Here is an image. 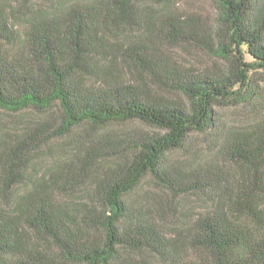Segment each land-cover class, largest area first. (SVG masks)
<instances>
[{
	"label": "trees",
	"instance_id": "trees-1",
	"mask_svg": "<svg viewBox=\"0 0 264 264\" xmlns=\"http://www.w3.org/2000/svg\"><path fill=\"white\" fill-rule=\"evenodd\" d=\"M141 1L0 0V110L18 117L0 123V264H264V0H213V22ZM135 120L149 130L107 129ZM184 198L201 206L165 210Z\"/></svg>",
	"mask_w": 264,
	"mask_h": 264
},
{
	"label": "rangeland",
	"instance_id": "rangeland-1",
	"mask_svg": "<svg viewBox=\"0 0 264 264\" xmlns=\"http://www.w3.org/2000/svg\"><path fill=\"white\" fill-rule=\"evenodd\" d=\"M144 2L143 0L141 3ZM150 3V2H148ZM148 3H144L143 8L138 11L136 14L133 15L132 18L134 20H130L129 22L125 23L123 27H121V33H119V41L124 42L122 39H135L137 34L140 31L143 33V29L137 24L144 20H148L147 15L150 13L149 8L152 5H148ZM147 4V5H146ZM180 6L183 9L188 10L189 12L198 13L201 17L205 19V21L213 22L217 15V6L213 0H182L180 2ZM141 28V30L139 28ZM152 41L155 43H159V46L163 49V51L171 57L172 60L177 61L181 64L188 65V66H196L200 68H207V67H214L222 64L221 59L217 57L211 56L206 52L202 51L201 49L195 48L192 45L188 44H169V43H160L155 37H151ZM158 41V42H157ZM117 72L119 74H124L127 77H134L135 74L142 73L140 70L134 69L129 67L124 62H119L117 65ZM264 88V85H263ZM223 115L225 116L226 120L231 123H246L249 122L253 116L249 110L245 108H238V109H230V108H223L220 110ZM26 114V113H25ZM24 114V115H25ZM33 115V113H27V116ZM17 116L13 115L10 112L0 110V123L6 125H13L17 121ZM107 129H109L110 134H117L123 132L125 130H135V131H144L149 130L148 125L135 120L132 122H126L123 124H112ZM106 129V131H107ZM108 132V131H107ZM202 140L203 143H200ZM73 142V140H61L59 144L64 145ZM197 148L200 151L205 149V142L203 137L197 138L195 142ZM181 154H176V156H180ZM142 191L146 192L147 197H152V199H159V200H166L168 199V195L160 190L157 185L151 180H147L144 182V186ZM180 203H174L171 205H167L164 207L167 212L172 213L173 211H177L179 207L184 205L187 210H197L201 203L197 199L193 198H184L179 201ZM182 210H184L182 208ZM180 213V211L178 212Z\"/></svg>",
	"mask_w": 264,
	"mask_h": 264
}]
</instances>
